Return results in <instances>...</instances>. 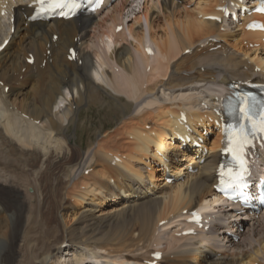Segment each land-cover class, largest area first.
Returning <instances> with one entry per match:
<instances>
[{"label":"bare ground","instance_id":"obj_1","mask_svg":"<svg viewBox=\"0 0 264 264\" xmlns=\"http://www.w3.org/2000/svg\"><path fill=\"white\" fill-rule=\"evenodd\" d=\"M226 1L118 0L49 22L29 19L28 0L7 3L11 15H0V34L2 22L9 25L0 45L10 38L0 53V264H151L156 251L163 253L156 264H264V214L242 233L256 242L239 250L206 244L204 230L176 235L185 211L203 204L213 220L207 210L225 202L210 198L222 156L214 106L231 83L264 82V32L246 30L245 18L207 19L221 15ZM201 125L211 135L189 154L184 138ZM82 134L86 142L72 143ZM244 224L238 217L223 233Z\"/></svg>","mask_w":264,"mask_h":264},{"label":"snow or ice","instance_id":"obj_2","mask_svg":"<svg viewBox=\"0 0 264 264\" xmlns=\"http://www.w3.org/2000/svg\"><path fill=\"white\" fill-rule=\"evenodd\" d=\"M34 5L38 6L37 15L43 12H55L57 9L77 8L79 3L77 0H33ZM264 11V8L259 9ZM61 15L64 13L61 12ZM230 104L233 110L237 113L238 124L234 125L230 132L227 133L228 140L224 151L230 153L234 160L238 161L243 168L244 161L241 158L244 145L250 143L248 134L244 125V121H248L252 125L253 131L264 132V101L257 100L256 97L250 94H245L236 97L234 100L230 98ZM259 111L260 119H254ZM243 171H234L229 168L227 171H220V176L227 177L228 183H236Z\"/></svg>","mask_w":264,"mask_h":264},{"label":"rangeland","instance_id":"obj_3","mask_svg":"<svg viewBox=\"0 0 264 264\" xmlns=\"http://www.w3.org/2000/svg\"><path fill=\"white\" fill-rule=\"evenodd\" d=\"M138 12V11H137ZM132 17H130L129 19H131ZM131 22V21H130ZM142 22H143V24L145 25V21H144V18L142 19ZM5 26V25H4ZM8 27H9V25H8ZM3 33L2 34H0V36H4V34H5V32H7L9 29H5L4 27H3ZM187 53H188V51H187ZM207 86H209V85H207ZM210 87V86H209ZM208 87V88H209ZM212 88H215V89H220L219 88V86H212ZM221 89H222V87H221ZM220 89V90H221ZM203 90H205L206 92L207 91H209V90H207V88L206 89H204L203 88ZM208 93V92H207ZM84 112L85 113H87L88 115H90L91 114V111H89V109L87 108V107H84ZM83 122V120L81 119L80 120V123H82ZM95 125L96 124H93V123H90L89 124V126L91 127V128H94V130H95V132H96V130H97V128H95ZM75 128H76V126L75 125H72L71 126V128H70V132L73 134L74 133V130H75ZM75 140H77L78 142H86V140H87V136L85 135V134H82V135H79V138H77V139H73L72 138V143H75ZM79 172V171H78ZM86 173H88V171H86ZM70 199H66V203H67V205L70 207L71 206V204H72V202H71V200L69 201ZM222 204L221 205H218L217 207V211L218 210H221L220 212L221 213H219V216L216 218V220H215V222H220V221H222V219H220V218H222L223 217V215L227 212V208L225 207V206H223V208H222ZM220 207V208H219ZM225 211H224V210ZM69 210H70V208H69ZM223 210V211H222ZM223 212V213H222ZM225 212V213H224ZM221 214V215H220ZM251 223H253V221H250V220H248V223H247V225L248 226H250L251 225ZM262 223L264 224V220H262ZM214 226V225H213ZM213 226H211V229H210V231L212 230V227ZM264 227V226H263ZM253 229V228H252ZM248 230V227H246V231ZM209 231V230H208ZM208 231H206V233H204V232H202L203 233V236H208V238H209V240H207V242H206V244H208V245H210V246H212V245H219V246H221V245H223L222 247L224 248V249H227V250H230V249H237V250H239V249H241V248H245V247H248L249 245H250V242H251V240L253 241V242H256L253 238H255V237H252L250 234H246V236L245 237H243L239 242H234V243H231L230 241H228V243L225 241H223V240H219L217 237H215L216 238V240H217V242L219 243H216V241L213 239V236L214 235H212V233L211 232H208ZM245 231V232H246ZM260 231V230H259ZM244 232V233H245ZM215 234V233H214ZM201 236H202V234H201ZM244 241V242H243ZM248 241V242H247ZM224 242V243H223ZM245 245V246H244ZM241 246V247H240Z\"/></svg>","mask_w":264,"mask_h":264}]
</instances>
